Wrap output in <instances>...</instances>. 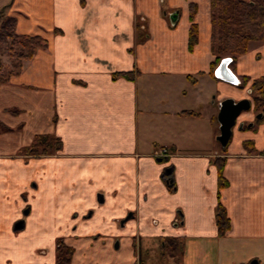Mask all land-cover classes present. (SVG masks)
Here are the masks:
<instances>
[{"label": "crops", "instance_id": "0c3cea01", "mask_svg": "<svg viewBox=\"0 0 264 264\" xmlns=\"http://www.w3.org/2000/svg\"><path fill=\"white\" fill-rule=\"evenodd\" d=\"M0 12L48 41L0 83V264H56L59 240L71 264H143L141 247L162 251L164 237L183 239L180 264H264V111L251 89L264 37L212 70L211 0H0ZM227 98L251 108L223 146ZM38 135L60 144L27 152Z\"/></svg>", "mask_w": 264, "mask_h": 264}, {"label": "trees", "instance_id": "16d2710c", "mask_svg": "<svg viewBox=\"0 0 264 264\" xmlns=\"http://www.w3.org/2000/svg\"><path fill=\"white\" fill-rule=\"evenodd\" d=\"M195 10L191 13L194 20ZM212 17V51L216 59L212 63V70L217 66L221 57L231 55L237 57L248 52L251 41H260L264 37V0H211ZM17 20L13 16H6L0 24V52L12 53L16 59L17 71L8 74L0 73V83L22 68V60L33 57L38 48L48 45L46 38L40 35H18L16 33ZM198 25L193 21L190 29L189 48L192 50L198 42ZM20 44L23 50L17 52L14 45ZM7 65L0 62V72ZM246 80H243V86ZM253 92L254 108L257 112L264 111V76L256 78L251 86ZM56 145L60 144L57 138L38 135L33 144L26 149L31 154L53 153ZM219 186H226L223 175L224 160L218 161ZM218 226L221 235L229 228V221L225 218L222 207L218 216ZM162 249L177 258L181 254L183 239L179 237H164ZM74 249L59 240L57 245L56 264H71ZM248 264V263H247Z\"/></svg>", "mask_w": 264, "mask_h": 264}, {"label": "water", "instance_id": "95a60500", "mask_svg": "<svg viewBox=\"0 0 264 264\" xmlns=\"http://www.w3.org/2000/svg\"><path fill=\"white\" fill-rule=\"evenodd\" d=\"M226 62V61H225ZM219 122H220V135L218 140L223 146H226L233 134V128L237 124L239 115L246 110L251 108V101L247 98L240 101H235L232 98L224 99L220 105ZM173 167L166 169V173L170 174ZM254 264V263H251Z\"/></svg>", "mask_w": 264, "mask_h": 264}, {"label": "rangeland", "instance_id": "374dc122", "mask_svg": "<svg viewBox=\"0 0 264 264\" xmlns=\"http://www.w3.org/2000/svg\"><path fill=\"white\" fill-rule=\"evenodd\" d=\"M14 50L17 52H21L23 50V48L21 47L20 44H15ZM23 51H25V50H23ZM4 55H7V56L4 57ZM4 58L9 59L12 62V65L10 66L9 64L3 63L2 60ZM0 62L7 65L5 68L2 69V71L0 73L8 74L10 71H16L17 70V68L15 67L16 59L12 55V53L0 52ZM156 241L157 240H154V242L151 245L150 250H146L144 246L141 247V256H142L141 258L143 260V264H180L181 263V262H179L181 255H179V257L175 258V257L171 256V254L168 251H165L163 249L161 251L159 248V244L156 243ZM162 246H163V244L161 245V247ZM139 250L140 249L138 247V251ZM162 254L164 256H166L165 259L161 258Z\"/></svg>", "mask_w": 264, "mask_h": 264}, {"label": "built area", "instance_id": "2783aa9c", "mask_svg": "<svg viewBox=\"0 0 264 264\" xmlns=\"http://www.w3.org/2000/svg\"><path fill=\"white\" fill-rule=\"evenodd\" d=\"M162 153H163V154H166V153H167V150L164 149V150L162 151Z\"/></svg>", "mask_w": 264, "mask_h": 264}, {"label": "flooded vegetation", "instance_id": "af4514ba", "mask_svg": "<svg viewBox=\"0 0 264 264\" xmlns=\"http://www.w3.org/2000/svg\"><path fill=\"white\" fill-rule=\"evenodd\" d=\"M172 182H173V179H172Z\"/></svg>", "mask_w": 264, "mask_h": 264}]
</instances>
